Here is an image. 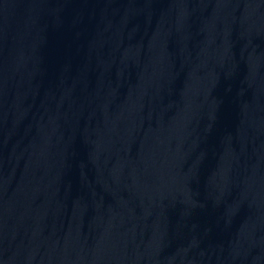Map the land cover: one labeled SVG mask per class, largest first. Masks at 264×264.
I'll use <instances>...</instances> for the list:
<instances>
[{
	"label": "water",
	"instance_id": "obj_1",
	"mask_svg": "<svg viewBox=\"0 0 264 264\" xmlns=\"http://www.w3.org/2000/svg\"><path fill=\"white\" fill-rule=\"evenodd\" d=\"M0 264H264V0H0Z\"/></svg>",
	"mask_w": 264,
	"mask_h": 264
}]
</instances>
